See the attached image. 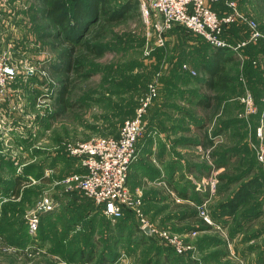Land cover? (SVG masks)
<instances>
[{
    "label": "rangeland",
    "instance_id": "1",
    "mask_svg": "<svg viewBox=\"0 0 264 264\" xmlns=\"http://www.w3.org/2000/svg\"><path fill=\"white\" fill-rule=\"evenodd\" d=\"M102 1L110 10L107 33L96 39L99 29L94 24L92 31L86 33L88 36L85 34L93 44H98L99 52L83 58V72L70 71L66 93L69 103L63 105L59 98L63 85L53 66L58 62L59 52L48 35L56 33L66 39L69 36L62 30L65 25L61 26L56 15L45 9L52 5L69 8L75 0H0L1 10L9 8L7 12L13 18L4 22L5 25L14 26L12 22L16 19L22 27L15 25L14 28L26 35L20 38L19 46L13 41L3 44V36L0 38V46L9 51L19 73L10 85V93L5 97L0 95V184L10 182L23 161L44 162V167L35 166L29 170L34 177L22 183L18 196L7 201L0 199V236H6L12 249H0V264H68L79 246H85L88 251L91 248L92 253H96L93 264H100L103 255L100 242L108 239L112 242L108 232L114 225L103 219L91 198L78 190L68 189L63 182L79 168L66 162L59 163L54 171L44 168L54 157H60V162L71 157L65 148L68 143L116 136L151 84L157 85L153 101L161 100L163 94L170 91L168 83L173 74L179 73L183 63L200 62L204 58L202 49L210 52L209 49L217 48L178 25L166 33L164 48L146 55L155 37L151 35L148 41L140 0ZM236 1L243 16L257 23L261 36L242 46L245 60L234 57L236 55L226 49L233 59L226 62L220 88L224 83L231 86L227 91L222 89V94L224 91L230 94L233 102L226 118H231L233 112L237 118L229 122L227 132L222 133L225 127H221L222 138L218 143L210 139L205 144L207 151L203 161L207 169L203 175L209 180L216 174L218 180L208 205L213 222L208 223L210 227L193 231L177 220V215L209 196L208 188L193 187L201 194L198 202L189 198L191 193L185 197L174 188H168L169 196H164L165 202L158 203L151 211L143 209L145 218L157 230L158 234H153L158 236V241L171 246L175 254L183 256L182 264H245V251L237 248L235 240L236 218L251 207L249 212L258 209L264 196V161L261 160L264 135L260 138L258 134L261 121L264 122V0ZM125 2H129V9L118 16L119 19H113V11ZM220 11L226 10L220 7ZM250 34V25L242 19L225 26L222 32L223 38L231 44L244 43ZM82 52H86L85 49L79 48L76 54L79 56ZM248 91L252 93L255 111L245 115L243 98ZM216 110L212 107L210 111L215 113ZM223 121L210 126L211 131ZM31 131L36 132L34 139L26 134ZM24 151L32 154L28 156ZM211 164H214L213 168ZM220 167L223 168L218 171ZM41 172V177L37 178ZM222 173L226 182L220 179ZM73 195L78 198L72 199ZM46 199H53L56 204L62 200V205L55 206L53 212L40 211ZM174 206L179 208L174 209ZM33 214L40 215V226L34 234L28 229L29 217ZM250 225L245 231L254 237L260 227ZM171 239L180 243L184 250L179 252L167 241ZM54 244L67 246L62 247L63 250L54 249L55 257H52V252L43 250H52ZM150 253L144 252L141 261L132 257L120 264H144Z\"/></svg>",
    "mask_w": 264,
    "mask_h": 264
},
{
    "label": "crops",
    "instance_id": "2",
    "mask_svg": "<svg viewBox=\"0 0 264 264\" xmlns=\"http://www.w3.org/2000/svg\"><path fill=\"white\" fill-rule=\"evenodd\" d=\"M8 10L9 8H5L1 12L0 38L2 35L3 44L13 41V44L16 43L19 46L20 38L26 35L22 33V30L14 28L15 25L22 27L16 19L13 20L14 23L12 22L14 26L5 25L4 22H7L8 19H13L7 12ZM12 36L18 38H9ZM201 51H203L204 58L200 62L193 63L194 67L192 63H187L192 69L200 64L198 69H195L198 73L194 75L190 70L183 68V65L182 68L179 66V73L173 74L170 83H168L170 91L166 95L164 93L161 100L152 101L145 115V131L137 142L136 156L129 168L128 185L133 191L142 194L143 209L145 207L148 211L153 210L158 203L165 202L164 196H169V192H166L168 188H174L178 194L183 193L184 196L187 194V197L191 193L190 199L195 195L201 196L199 192L194 191L193 187H195L194 179H200L207 169L203 161L207 151L205 144L210 139L218 143L222 138V133L228 131L229 122L235 121L237 118L234 112L231 114V118H226L229 105L233 102L230 100V94L224 92L231 86L224 83V86L220 88L219 83L217 86L209 88L206 84L210 74L208 70L204 69L206 67L202 68V66L208 64L214 49H209L210 52L207 49ZM237 61L239 60L237 59ZM222 89H226L223 94ZM230 92L232 91L230 90ZM206 99L207 102L204 101ZM212 107L217 108L215 113L210 111ZM222 119H224V123L220 124L216 130L211 131L210 126L213 127L214 123L221 122ZM221 127H225V131L222 133ZM31 149L30 151H32ZM25 153L28 156L32 154V152ZM34 161L36 160L31 159L23 162L26 165ZM39 162L44 167L43 160H38ZM63 162L79 168L76 172L85 171L81 161L75 157H67L66 161L62 162H60V157H54L47 163L44 170L47 168L48 171H54L53 169ZM14 195V193L10 196L1 194L0 199L7 201ZM75 197L78 198V196ZM75 197L72 199L75 200ZM61 205L62 200L58 201L56 207ZM96 207L103 215V219L114 225L108 232L112 242L110 243L109 239L107 242L102 240L100 242V249L103 253L100 264H120L122 261L125 263L127 259L128 261L132 260V257L141 261L144 252H151L149 258L143 261L144 264H182L183 256L175 254L171 246L162 245L160 242L148 238L154 234L150 235L144 229L142 231L137 229V221L132 210L125 209L123 218L112 219L103 210H100V206L96 204ZM177 208L179 207L174 206V209ZM251 209L252 207L241 213L242 215H239L238 218L233 215L236 218V245L242 252L245 251V264H264V196L261 199V206L253 212H249ZM183 215L184 213L177 215V220L181 221L179 219ZM249 225L255 226V228L260 227L256 236L247 235L245 230ZM188 229H190L189 226ZM83 230L85 231V229ZM241 237L244 238L240 240ZM65 245L67 246V244H63L59 247L54 244L52 250L48 248L43 251L48 253L49 250L52 252V257H55V250L65 248ZM95 254L92 253L91 248L88 251L85 246H79L73 252L68 264H93Z\"/></svg>",
    "mask_w": 264,
    "mask_h": 264
},
{
    "label": "built area",
    "instance_id": "3",
    "mask_svg": "<svg viewBox=\"0 0 264 264\" xmlns=\"http://www.w3.org/2000/svg\"><path fill=\"white\" fill-rule=\"evenodd\" d=\"M220 7L225 8L226 11L221 12ZM140 10L148 28V41L151 35V37H155L150 49L146 50V55H151L156 50L164 48L167 44L166 33L178 25H182L194 34L201 36L214 47L231 50L242 60H245L242 46L261 36L257 23L247 20L243 16L236 0H156L155 2L153 0H140ZM1 12L0 7V17L2 16ZM237 19L245 20L250 25L251 34L244 43L231 44L223 38L222 32L225 26ZM183 68L190 70L193 74L197 73L187 63L183 64ZM18 74V69L11 61L9 51L0 47L1 96L5 97L10 93V85ZM156 95L157 85L154 83L151 84L149 91L141 97L140 104L135 109L134 114L123 122L118 135L68 143L65 147L66 152L70 156L78 158L85 171L69 174L63 179L68 189L78 190L86 197L91 198L112 219L122 217L125 209L132 210L140 221L141 227L144 229L145 226H150L152 233H157V230L145 218L142 194L129 187L128 175L130 165L136 156L137 142L145 131V115ZM243 101L246 107L245 115L255 111L254 100L250 91L244 96ZM263 127L264 122L261 121L258 130L260 138L264 135ZM29 133L30 138L34 139L36 132L31 131ZM261 160L264 161V148L262 149ZM21 164L24 165L25 163ZM211 166L213 168L214 164ZM220 170L221 168H218V171ZM217 181L216 174L209 177V180L206 179L205 175L200 179H194L197 189L208 188L209 191V196L203 197L197 204L201 217L207 223L213 222L209 216L208 205L215 193ZM55 206L56 202L53 199H46L42 202L40 211H49ZM39 226L40 215H31L28 221L30 233H36ZM167 241L179 252L184 250L183 246L175 240Z\"/></svg>",
    "mask_w": 264,
    "mask_h": 264
},
{
    "label": "trees",
    "instance_id": "4",
    "mask_svg": "<svg viewBox=\"0 0 264 264\" xmlns=\"http://www.w3.org/2000/svg\"><path fill=\"white\" fill-rule=\"evenodd\" d=\"M129 6V2H125V4L119 7V9L114 10L113 17L115 18L113 19H119L120 17L118 16H121L124 11L129 9ZM68 7L69 8H66L63 5H52L51 8L49 7L45 9L47 13H53L54 15H56L55 18L58 23L60 22V24H62L61 26L65 25V28L63 27L62 30L67 34V37L69 36L66 39L59 36L58 34L56 35V33L48 35L54 41L56 49L59 52L58 62L53 66L56 70V74L59 75L60 82L63 85V89L59 90L61 93L59 98L63 105L69 103L66 100V93L68 91L71 79L70 71L74 70L77 73L83 72V70L85 69V66L82 62L83 58L89 54L99 52L98 44H93L90 40H88V31L91 32L93 29L92 26L96 24V28L99 29V33L96 34V39L102 38L107 33V23L111 21L109 15L110 10H108V6L105 4V2H101V0H75L73 5L70 4V6ZM70 7H72V9H70ZM79 48L85 49L86 52H82L78 56L76 53ZM232 59L233 58L228 54V51L223 48H216L211 53V59L208 61V64L202 66V68L206 67L204 69L208 70L210 74V78H208L206 81V84L209 88L217 86L219 83H221L220 81L224 80L226 62ZM204 101L207 102L208 100L206 99ZM67 155L70 156L69 154ZM35 166H42V164L41 162L38 163V161L35 163L30 162L26 165L21 164V168H19L18 172L14 174V178L9 180L10 182H7L3 185L0 184V196L1 194H8L10 196L12 193H14L15 196H18L22 187V183L26 182V179H29L33 176L31 173H29V170H31ZM42 172L40 174H37V178L41 177ZM224 173H222L220 179L226 182L227 178L226 176H224ZM180 194L184 195L183 193ZM185 197H187V194L185 195ZM193 199L198 202L200 200V197L198 195H195ZM189 209L190 210L186 211L183 217L179 219L181 220L179 221L180 224L186 223L193 231L204 229V227H210V225L198 214L199 210L196 205L192 204ZM100 210L102 211L101 208ZM50 211L51 210L46 212ZM135 218L137 221V229L142 231L143 228L141 227V223L136 215ZM157 237L158 236H156L155 234L153 236H148V238L155 241H158ZM160 243L164 245L162 242ZM0 249H3L5 251L12 250L9 243L6 241L5 235L0 236ZM33 251L36 252L37 250L33 249Z\"/></svg>",
    "mask_w": 264,
    "mask_h": 264
},
{
    "label": "water",
    "instance_id": "5",
    "mask_svg": "<svg viewBox=\"0 0 264 264\" xmlns=\"http://www.w3.org/2000/svg\"><path fill=\"white\" fill-rule=\"evenodd\" d=\"M155 1H156V0H153V2H155ZM144 230H145L148 234H150V235L153 234V233H152V229H151L150 226H145V227H144Z\"/></svg>",
    "mask_w": 264,
    "mask_h": 264
}]
</instances>
